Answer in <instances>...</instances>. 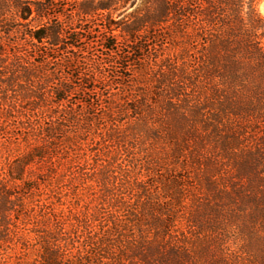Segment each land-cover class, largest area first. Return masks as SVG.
Here are the masks:
<instances>
[{"label": "trees", "instance_id": "trees-1", "mask_svg": "<svg viewBox=\"0 0 264 264\" xmlns=\"http://www.w3.org/2000/svg\"><path fill=\"white\" fill-rule=\"evenodd\" d=\"M262 1L0 0V151L28 149L0 243L37 249L21 264H264Z\"/></svg>", "mask_w": 264, "mask_h": 264}, {"label": "rangeland", "instance_id": "rangeland-1", "mask_svg": "<svg viewBox=\"0 0 264 264\" xmlns=\"http://www.w3.org/2000/svg\"><path fill=\"white\" fill-rule=\"evenodd\" d=\"M263 4H264V0L258 5L257 9H258V12L264 17V11L262 9ZM147 73L152 76V74L150 72H147ZM147 80L148 79L146 78L144 81L149 86H151L150 82H148ZM0 123H1V121H0ZM78 148H79L78 149L79 150V157L83 161L85 158H87V154H88V151L90 148L88 147V143H85ZM27 153H28V149H26V146H24V145L13 146L8 152V154H9L8 157L6 156L7 153L5 152V150L2 149V151H0V176L2 175V173H7V171L10 169V168H8V166L10 165L9 164L10 162L15 164V166L13 165L11 168L15 167L14 171H16V165L20 162L21 157L26 155ZM10 156H11V158L9 159ZM16 159H18L17 162H14ZM12 175H13V173H12ZM10 184L13 185L14 183L12 181H10ZM76 184H78V182H76ZM66 185L67 184H65V183L63 185H60L57 192L58 193H62V192L67 193V196H65L66 198H64V201H66V203H67L68 200L70 201V199L72 197L69 196V194H68L69 187H67ZM68 185H70V183ZM56 197H58V201H62L64 194L63 195H56ZM87 200L88 199H84V201L81 202V205L85 206L88 203ZM54 201H56V200H54ZM92 205H94V204H92ZM92 210H90L89 212H92ZM67 229L71 230V225H67ZM223 239L224 240L222 241V244H223L222 247L224 248V252L226 254H234L236 251L243 249L244 244L238 240L236 241L233 236L231 237V234L230 235L228 234L227 238H223ZM15 242H17V237H15V235H13V233H11L3 242L0 243V264L31 263L36 259V256L38 255L36 248L32 249L30 252H27L25 255H23L22 251L20 249V245L15 244ZM237 263L238 264H247L244 259H239L237 261Z\"/></svg>", "mask_w": 264, "mask_h": 264}, {"label": "bare ground", "instance_id": "bare-ground-1", "mask_svg": "<svg viewBox=\"0 0 264 264\" xmlns=\"http://www.w3.org/2000/svg\"><path fill=\"white\" fill-rule=\"evenodd\" d=\"M262 9H263V11H264V4L262 5Z\"/></svg>", "mask_w": 264, "mask_h": 264}]
</instances>
